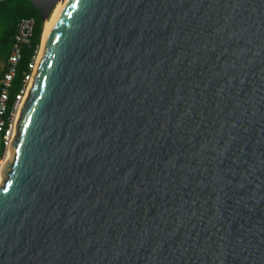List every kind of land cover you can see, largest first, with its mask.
<instances>
[{
  "label": "water",
  "instance_id": "obj_1",
  "mask_svg": "<svg viewBox=\"0 0 264 264\" xmlns=\"http://www.w3.org/2000/svg\"><path fill=\"white\" fill-rule=\"evenodd\" d=\"M48 21L62 0H29ZM0 264H264V0H66L0 186Z\"/></svg>",
  "mask_w": 264,
  "mask_h": 264
},
{
  "label": "built area",
  "instance_id": "obj_2",
  "mask_svg": "<svg viewBox=\"0 0 264 264\" xmlns=\"http://www.w3.org/2000/svg\"><path fill=\"white\" fill-rule=\"evenodd\" d=\"M35 28L33 18L22 19L18 24L17 33L11 55L8 60V69L1 79L0 91V183H3V172L7 161L11 158V146L17 134V121L22 105L29 93L37 70L38 61L41 55L40 50L29 64V72L25 74L23 86L12 104H10V89L16 74L18 64L22 59L25 47L31 46Z\"/></svg>",
  "mask_w": 264,
  "mask_h": 264
},
{
  "label": "trees",
  "instance_id": "obj_3",
  "mask_svg": "<svg viewBox=\"0 0 264 264\" xmlns=\"http://www.w3.org/2000/svg\"><path fill=\"white\" fill-rule=\"evenodd\" d=\"M25 18H33L35 20L34 34L31 40V46L24 48L22 59L17 66L16 74L9 91L10 104L14 102L16 95L22 89L24 76L29 72V64L31 63L33 57L42 48L47 22L42 19L41 13L29 0H0V54L4 59L9 60L18 24ZM3 77L4 75L0 77V82Z\"/></svg>",
  "mask_w": 264,
  "mask_h": 264
},
{
  "label": "bare ground",
  "instance_id": "obj_4",
  "mask_svg": "<svg viewBox=\"0 0 264 264\" xmlns=\"http://www.w3.org/2000/svg\"><path fill=\"white\" fill-rule=\"evenodd\" d=\"M65 3H66V0H62V2H60L58 4V6L56 7V10L54 12V15H53L52 19L46 24V33H45V37H44V42H43L42 49H44L45 43L47 42V40H48V38H49V36H50V34H51L54 26H55V23H56L59 15H60V13H61L64 5H65ZM1 185H2V182L0 183V186Z\"/></svg>",
  "mask_w": 264,
  "mask_h": 264
},
{
  "label": "crops",
  "instance_id": "obj_5",
  "mask_svg": "<svg viewBox=\"0 0 264 264\" xmlns=\"http://www.w3.org/2000/svg\"><path fill=\"white\" fill-rule=\"evenodd\" d=\"M8 68V59H4L0 54V77H2Z\"/></svg>",
  "mask_w": 264,
  "mask_h": 264
},
{
  "label": "rangeland",
  "instance_id": "obj_6",
  "mask_svg": "<svg viewBox=\"0 0 264 264\" xmlns=\"http://www.w3.org/2000/svg\"><path fill=\"white\" fill-rule=\"evenodd\" d=\"M56 10V9H55ZM55 12V11H54ZM54 12H53V14L51 15V17H50V19L47 21V23L52 19V17H53V15H54ZM46 23V24H47ZM45 33H46V26H45ZM45 33H44V37H45ZM44 37H43V42H44ZM43 42H42V47H43ZM41 50H42V48H41Z\"/></svg>",
  "mask_w": 264,
  "mask_h": 264
}]
</instances>
